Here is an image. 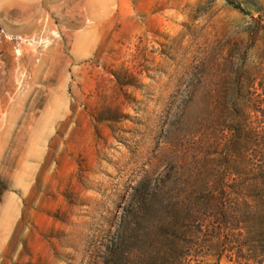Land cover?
<instances>
[{"label": "rangeland", "instance_id": "obj_1", "mask_svg": "<svg viewBox=\"0 0 264 264\" xmlns=\"http://www.w3.org/2000/svg\"><path fill=\"white\" fill-rule=\"evenodd\" d=\"M239 2L0 0V264H135L141 182L255 169L264 0Z\"/></svg>", "mask_w": 264, "mask_h": 264}, {"label": "trees", "instance_id": "obj_2", "mask_svg": "<svg viewBox=\"0 0 264 264\" xmlns=\"http://www.w3.org/2000/svg\"><path fill=\"white\" fill-rule=\"evenodd\" d=\"M225 1L248 14L239 0ZM258 13L252 19L261 22L264 8ZM257 140L260 163L251 173L211 176L214 186L208 181L199 193L166 191L159 187L164 178L155 186L141 182L134 198L140 206L142 233L146 241H155L158 250L153 256L131 257L133 263L204 264L215 259L220 264L226 259L233 264H264V140Z\"/></svg>", "mask_w": 264, "mask_h": 264}]
</instances>
